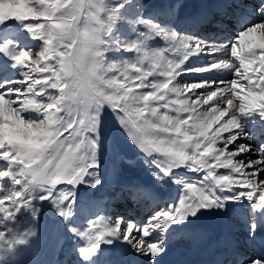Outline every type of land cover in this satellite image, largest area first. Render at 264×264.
<instances>
[{
	"label": "snow or ice",
	"instance_id": "obj_1",
	"mask_svg": "<svg viewBox=\"0 0 264 264\" xmlns=\"http://www.w3.org/2000/svg\"><path fill=\"white\" fill-rule=\"evenodd\" d=\"M180 4L145 15L140 0H0V25L14 20L42 42L35 54L0 43L11 61L0 62V264L38 235L45 203L60 234L76 242L69 249L76 264H161L175 244L201 238L202 226L189 225L203 215H215L226 232L238 216L249 241L264 232V142L237 144L249 138L246 121L264 124V0L251 13L242 0H214L183 20ZM126 5L135 39L123 46L133 58L106 62L102 46L118 44L112 32ZM207 24L215 30L201 32ZM82 34L91 55L80 60L79 88L67 96L63 74ZM157 38L165 47L152 46ZM192 58L207 62L193 66ZM192 73L210 75L179 83ZM117 133L135 159L119 153ZM117 161L141 162L150 183L122 181ZM169 183L177 190L161 199L157 188ZM82 187L99 195L79 196ZM117 201L144 215L112 219L107 210ZM237 255L224 245L208 264H264V251Z\"/></svg>",
	"mask_w": 264,
	"mask_h": 264
},
{
	"label": "bare ground",
	"instance_id": "obj_2",
	"mask_svg": "<svg viewBox=\"0 0 264 264\" xmlns=\"http://www.w3.org/2000/svg\"><path fill=\"white\" fill-rule=\"evenodd\" d=\"M203 7H208L209 9L213 8L214 0H185L182 4V8L178 10L177 12V18L180 20H183L186 17H195L199 13L201 8ZM253 9H254V4L251 6L249 13H251ZM209 31L210 30H204L202 32L208 33ZM8 37L9 38L12 37L11 42L14 41L15 38L17 39V37H20V39L22 40L21 45H24L25 47H27L29 44L34 42V39L32 36L23 35V33H20L19 31H17L15 27L9 26V24L0 25V43H3L6 40L5 38H8ZM13 45L17 46L15 43H13ZM4 61L6 62L4 63ZM0 62L6 65L11 63V61L6 60L3 56H0ZM202 63H204L202 58H192L193 66H199ZM14 71L15 70H13V72ZM209 75L210 74L208 73L200 74V75L192 73V74H187L183 77H178V80H179V83L183 85L185 82H191L193 80L200 79L202 77H208ZM223 75L225 79L233 78V75L228 72H225ZM197 91H201V90H197ZM192 99H195V97H192ZM234 102L237 104L239 103L238 100ZM211 105H212V102H210L209 105H199L198 107L207 109ZM223 106H226V105H223ZM214 127H216V125H214ZM244 131L249 134V138L247 140L241 139L238 142L243 143V144H250L252 145L253 148H255L257 144L264 142V124L260 123L259 121H255V122L246 121L245 126H244ZM241 158L243 157H237V159H241ZM252 158L255 159L257 157L253 155ZM182 175L184 177V174ZM176 187H177L176 185H170L168 192H165L164 190H158V189H157V192L159 193L161 197H165L166 199L171 192H175L177 190ZM78 195L79 196H91V197L98 196L91 192H82V193L80 192L78 193ZM48 209L49 211H51L50 207H48ZM128 209H132V207L129 206ZM115 211H116L115 213H113L114 212L113 211L111 214L107 210V215L111 217L116 216L117 214L124 215L125 214L124 211H126V209L123 207L120 209H116ZM135 216H138V214L135 213L134 216H132V218H135ZM232 217H230L229 223L233 225V227L231 228V230L227 232L223 230L220 226H217L215 224L217 220V217L215 215H203L199 217V219L201 218L202 223L208 228L209 236H210L209 240L213 243L216 249H220V248H223L224 245H228L234 248L236 253L238 254L243 253L247 258L248 257L247 255L249 254L247 247H246V245L248 244L247 234L244 230L243 224L240 222L239 217L235 216L237 219H239V223L235 222L234 219H232ZM49 218H47V221L51 222ZM140 218L141 217L135 218V219H140ZM197 221L198 219H192L191 224L189 226L195 227ZM53 224L56 225L58 224V222L53 223ZM40 228H41V225L38 223V235L35 238H33L28 245L20 246L18 251L14 254L9 255L6 261L10 262L11 264H53V263L59 262L60 260H63V262H65L68 257H71L69 259V264H73V262L76 260L77 257L74 254H71L69 252V249H72L73 244L76 242L73 241L66 233L63 235H60V236H63L62 237V241H63L62 247L56 244L57 246L55 247V249H34L33 246H35V243H37L38 246L41 248L42 246H40V244L42 241L44 243V247L48 248L46 246L48 239L46 237H43L45 233H44V230H40ZM238 229H240L239 232H238ZM53 236H59V235H53ZM240 239H242L244 243H246V245L242 243ZM186 242H189V241H181L179 243L185 244ZM79 243L82 244L83 242H79ZM27 246L31 247L32 249H27ZM175 246L176 244L169 250V252L174 250ZM50 247H52V245H50ZM167 258L168 256H165L163 260L161 261V264H163ZM48 260H51V261H48ZM190 264H203V263L199 262V263H190Z\"/></svg>",
	"mask_w": 264,
	"mask_h": 264
},
{
	"label": "rangeland",
	"instance_id": "obj_3",
	"mask_svg": "<svg viewBox=\"0 0 264 264\" xmlns=\"http://www.w3.org/2000/svg\"><path fill=\"white\" fill-rule=\"evenodd\" d=\"M184 1L185 0H179V2H181V4H180V7L178 10H180L182 8V4ZM114 2H116V0H111V1L109 0V3H114ZM140 2L144 6V14L147 15L146 12H150L151 9L157 7L158 5H161L163 3H168L171 5L173 3V0H140ZM120 16H121V19H118L117 23L114 25L113 32H112V36L118 41V44L117 45L108 44V45L102 46V49L104 50V56H105L106 62H121L124 60H131L133 58V55H134L133 53L125 51L124 46H123V45L127 44L128 42L132 41L133 39H135V33L133 32L131 26L127 23V20L129 17V10H128L127 5L125 6L124 9L121 10ZM8 24H9V26L17 27L18 31L20 33H23V35H29V33H27V31L24 30L22 24H19L14 20L8 21L7 25ZM21 41L22 40L20 39V37H17V39L15 38V42L12 41V44L16 43L17 48L31 49L34 54L39 51V49L42 45L41 41L34 39L33 43H31L27 47H25L24 45H21L22 44ZM151 44L153 47H165L163 41H161L158 38L153 40L151 42ZM22 115L24 116L25 119H28V114L25 113ZM105 121H106V123H109V125H111V120L107 116V114H105ZM125 139H126V137H124L122 134L117 133L116 139H115L116 147H117L120 154L126 156L129 159H135V156L137 154H136L135 150L131 147V145L128 143L127 139L126 140ZM238 144H241V143L238 142ZM217 147H222V144H218ZM231 148H232V146H229V149H231ZM102 159H103V162L105 165H108L109 167H111V165L114 161V156L112 153H107V154H104L102 156ZM0 163H3V162H0ZM117 163L119 164V176H120V179L122 181L128 180L129 178H136V179H139L141 181H147L150 183V178L147 177L145 168L141 162L137 161V163L135 165H128V164H125V163L120 162V161H117ZM218 171L221 172L222 174H224L228 170L218 169ZM181 173L184 174V176L189 175V176H193V178H195V175L192 173L185 174V173H183V171ZM181 177H183V175ZM5 183H7V181H5ZM118 185H119V181H117V188H118ZM170 185H172V184L169 183L167 188H157V189L158 190H164L165 192H168ZM80 192H91V193H94L95 195H99V193H97L93 190L83 188V187L81 188ZM40 207H41V211L39 213L38 223L41 225L40 230H44L45 235L43 237H46L48 239V236L59 235V236H54V239H57V240L62 239L63 236H60L61 234H60V231L57 227V224L56 225L53 224V223L58 222L57 217H55L53 215L52 210L49 211V209H48L49 206L47 205V203H45L44 205H41ZM141 209H144V208L141 207ZM115 212L116 211L114 210L113 213H115ZM142 215H144V214H142ZM47 218H49L52 223L50 221H47ZM112 218L114 219L115 216H113ZM232 219H234L235 222L239 223V219H237L235 216H233ZM30 222H31L30 218H26L25 221L23 222V224L26 225ZM239 231H240V229H238V232ZM54 239L49 242V244L52 245V247H50V248L44 247L43 241L41 242L40 246H42L44 249H51V248L55 249V247L57 245L55 244ZM240 241L242 243H244V241L242 239H240ZM33 247H34V249H40V247L38 246L37 243H35V246H33ZM70 258L71 257H68L65 262H63V260H60L59 262L53 263V264H69ZM76 260H77V258H76ZM76 260L73 262V264H76ZM48 261H51V260H48Z\"/></svg>",
	"mask_w": 264,
	"mask_h": 264
},
{
	"label": "clouds",
	"instance_id": "obj_4",
	"mask_svg": "<svg viewBox=\"0 0 264 264\" xmlns=\"http://www.w3.org/2000/svg\"><path fill=\"white\" fill-rule=\"evenodd\" d=\"M78 39L79 47L76 55L73 58L72 68L63 74L66 78L65 82L67 84V88L65 89V95L67 96L73 95L74 91L79 88L78 81L80 78V60L85 56L91 55L89 41L86 35L82 34L80 37H78Z\"/></svg>",
	"mask_w": 264,
	"mask_h": 264
}]
</instances>
